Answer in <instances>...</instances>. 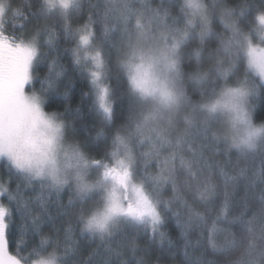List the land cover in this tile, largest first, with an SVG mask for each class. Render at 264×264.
<instances>
[{
  "label": "snow or ice",
  "instance_id": "obj_1",
  "mask_svg": "<svg viewBox=\"0 0 264 264\" xmlns=\"http://www.w3.org/2000/svg\"><path fill=\"white\" fill-rule=\"evenodd\" d=\"M25 3L0 0V264H264V0ZM66 57L82 140L43 110Z\"/></svg>",
  "mask_w": 264,
  "mask_h": 264
},
{
  "label": "trees",
  "instance_id": "obj_2",
  "mask_svg": "<svg viewBox=\"0 0 264 264\" xmlns=\"http://www.w3.org/2000/svg\"><path fill=\"white\" fill-rule=\"evenodd\" d=\"M14 2L16 5L27 11L28 4L25 3V0H14ZM29 2L34 4L35 0H29ZM73 26H76L75 21ZM66 61L67 57L65 58V61H62V63H64L65 69L67 70V75L65 77H62L60 81L59 92L61 94L52 93L46 97L45 111L49 113H63L65 107L67 106L69 108V112L65 114L63 122L65 124H72L75 127V138L77 140H82L88 137L89 133H91V136L95 135L96 125H98V121L96 120L97 109L93 104L94 96L91 94L92 90L89 87V81L84 78L86 74L78 72L74 68V66H71L70 63ZM109 67L110 72L108 83L118 93L126 83V76H121L120 80L118 81L116 76L117 68L115 62H113ZM46 71L47 69L44 65H41L38 69L39 75L41 77L45 75ZM69 79L71 80L70 84H68ZM229 83L234 84L235 78H233ZM65 86H67V98L62 95V93L65 91ZM36 87H39L38 82L36 84ZM85 93H88V95H85ZM77 108L79 109V112L76 111ZM117 111H120L119 104L117 105ZM261 117H264V97H261L257 100L256 108L254 111L255 121L259 122ZM62 199L65 203L67 202V192L63 194ZM210 225L211 220H209L207 226ZM166 230L172 232L173 235L175 234L174 221L169 222L168 228ZM160 251H163V249L154 251L153 258L155 257V255L159 254ZM84 255H86V250L82 249V254L74 258L82 260L84 258ZM161 264H169V256L167 254L161 256Z\"/></svg>",
  "mask_w": 264,
  "mask_h": 264
},
{
  "label": "clouds",
  "instance_id": "obj_3",
  "mask_svg": "<svg viewBox=\"0 0 264 264\" xmlns=\"http://www.w3.org/2000/svg\"><path fill=\"white\" fill-rule=\"evenodd\" d=\"M126 76V79H127V75H125ZM233 87H235L236 85L235 84H233L232 85ZM89 87H90V89H91V85L89 84ZM29 95H31V93H29ZM45 105H46V98L44 99V108H43V110L45 111ZM46 112V111H45ZM48 114H51V113H49V112H47ZM57 123H62V121L61 120H57ZM261 125H264V121H259V122H257V121H255V120H253V126L254 127H260ZM238 128L240 129V131H239V135L240 136H244L245 135V132H244V126L243 125H238ZM262 135H264V134H262ZM63 142V141H62ZM235 150V149H234ZM61 157H62V153H61V156L60 157H58V159H61ZM49 252H51V250H49ZM33 259H36L37 261L40 259L39 257H33Z\"/></svg>",
  "mask_w": 264,
  "mask_h": 264
},
{
  "label": "rangeland",
  "instance_id": "obj_4",
  "mask_svg": "<svg viewBox=\"0 0 264 264\" xmlns=\"http://www.w3.org/2000/svg\"><path fill=\"white\" fill-rule=\"evenodd\" d=\"M69 142H71V141H69Z\"/></svg>",
  "mask_w": 264,
  "mask_h": 264
}]
</instances>
